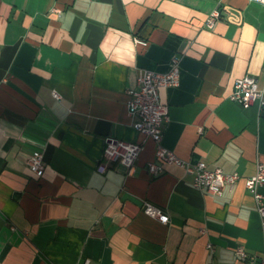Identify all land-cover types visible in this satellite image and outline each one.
<instances>
[{"label": "crops", "instance_id": "1", "mask_svg": "<svg viewBox=\"0 0 264 264\" xmlns=\"http://www.w3.org/2000/svg\"><path fill=\"white\" fill-rule=\"evenodd\" d=\"M173 57L178 83L158 88L168 107L162 144L238 172L220 194L195 188L177 164L146 168L159 160L132 126L127 91L141 69L165 72ZM246 73L264 102V5L255 1L0 0V264H264L244 184L264 160V108L228 97ZM106 136L143 140L130 169L101 158ZM35 151L41 175L27 166ZM239 245L253 261L235 254Z\"/></svg>", "mask_w": 264, "mask_h": 264}, {"label": "built area", "instance_id": "2", "mask_svg": "<svg viewBox=\"0 0 264 264\" xmlns=\"http://www.w3.org/2000/svg\"><path fill=\"white\" fill-rule=\"evenodd\" d=\"M264 5V0H250ZM59 11V9H56ZM221 10L217 7L210 11L205 20V26L211 28L215 21L220 18ZM136 44H146V40L134 37ZM179 79V68L177 58L171 59V68L165 72L141 69L136 77L137 87L128 89L126 99L127 112L132 118V126L144 138H151L155 144L154 154L159 160L147 161L146 168L152 175L162 172V163H174L192 174V184L195 188L205 190L211 194H220L224 186L232 189L240 178L236 171H224L220 167L208 168L203 161L194 163L180 159L171 149L162 144L163 125L168 120V107L159 99L158 88L160 86L175 85ZM263 89L259 88L256 79L252 74L246 73L234 80L233 88L230 91L229 99L238 102L242 107H248L255 101H259L260 107L264 108L262 100ZM56 95V93H55ZM143 147V140L125 141L111 136L103 139L101 158L118 162L130 169L137 159ZM28 168L36 175H41L44 169V162L41 151L33 152L27 159ZM99 171L104 167L99 165ZM246 188L251 192L256 209L261 218V228L264 231V201L263 194L259 187L264 185V160L256 163L254 173L244 178ZM144 211L152 216L158 217L166 222L168 216L161 212L158 207L145 202ZM210 247V245L208 244ZM241 259L254 260L253 255H248L244 248L239 245L234 250ZM89 259L85 258L81 263L88 264Z\"/></svg>", "mask_w": 264, "mask_h": 264}]
</instances>
